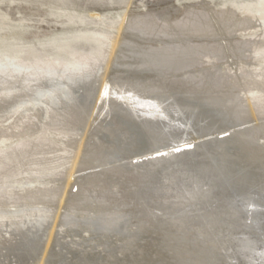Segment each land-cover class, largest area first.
Listing matches in <instances>:
<instances>
[{
  "label": "bare ground",
  "instance_id": "1",
  "mask_svg": "<svg viewBox=\"0 0 264 264\" xmlns=\"http://www.w3.org/2000/svg\"><path fill=\"white\" fill-rule=\"evenodd\" d=\"M73 1L45 10L69 27L36 39L0 12V264H70L37 231L77 217L125 236L74 264H264V0Z\"/></svg>",
  "mask_w": 264,
  "mask_h": 264
},
{
  "label": "rangeland",
  "instance_id": "2",
  "mask_svg": "<svg viewBox=\"0 0 264 264\" xmlns=\"http://www.w3.org/2000/svg\"><path fill=\"white\" fill-rule=\"evenodd\" d=\"M52 1L53 0H13V1L12 0H1L0 1V12L6 14L8 16V20L11 23L13 22L15 23L16 20L18 19H24L25 20L24 23L29 25L28 32L25 34L26 38L36 39L37 37L45 36L50 33L60 32L61 30L67 29L69 27L64 24L65 18L61 17V18L55 19L52 16L47 15L45 13V10L49 6H51ZM190 1L192 2L193 0H157V1L139 0V2L138 0H134L132 4H129L126 1L125 3L120 4V5L111 4L109 2L106 3L105 1H100V0H93V1L92 0H74L73 2H76L74 4L77 5V7L84 9L86 11H89V12L97 13V14H102V13L114 14L116 12H121L128 8L134 10L135 12H139V11H142V6H141L142 4L140 2H146L147 4L146 6L152 10L157 9L156 12L158 14H160V12L163 9V11H167L169 13H175V14L177 13L178 15L179 14L178 11H181L184 7H186L190 3ZM222 1L223 0H205L207 5L213 8L218 7ZM88 21L89 23L87 26H85V28L93 29L96 27L95 22L97 21L95 19H89ZM117 21H119L118 18H117ZM100 26L101 25H98L97 27H100ZM77 27L78 26H75L74 28H77ZM80 28H84V27H80ZM115 32H117V30H115ZM247 32L249 33L250 31H247ZM247 37L251 39L256 38L248 34H247ZM199 38L194 37V40L199 41L197 40ZM200 40H203V39L201 38ZM209 40H214V39H209ZM83 49L85 50L86 48H83ZM66 57L67 55L59 54L56 57L51 56L50 58H57L58 60H61L60 58H66ZM247 62L248 64L251 63L250 60H248ZM210 66L211 65L207 67H210ZM190 70H194V69H190ZM10 121L6 122L5 124L9 123ZM7 146L8 145L3 146V148H6ZM75 151H76V148L74 146L72 148V152H70V157L72 159L75 156ZM117 160L121 164H124V165L128 162V159L126 157H117ZM111 161L112 162L110 163H113V159H111ZM90 171H91L90 169H87V170H81L79 172H76L75 176L73 177L75 179L74 181L77 182V179L79 181L80 179L90 176L91 175ZM48 179H49V176H41V177H38L37 179H27V181H25L24 184H27V185L48 184ZM62 180L64 181V179H60L57 182H63ZM21 182H23V180ZM14 184L17 185V183H14ZM69 205L66 207L64 206L65 209L63 207L61 209V212H72V210L73 211L76 210L74 206L75 204L73 205L71 204L70 205L71 207H69ZM36 207L43 208L42 206H34V205L29 206V205H24V204L23 205L19 204L13 207L10 206L8 208H11L12 211H23V210H27L30 208L31 209L36 208ZM72 207L74 208L72 209ZM56 211H57V206H55V208L53 209L54 213ZM24 217H25L24 221L26 222L28 229L32 230L33 227H31V225L33 223L36 224L37 220H31L28 218L27 215H25ZM76 219L75 221L76 222L78 221L79 223H75L73 221V223L64 222L63 225H60L58 224L59 222H57L55 229H52V230L49 225L42 223L40 226L41 230L37 231V239L39 240L40 243H42L41 245H45L47 238H50V241H51V236H52L54 240L49 242L50 249L49 248L48 249L51 251L60 249V251L62 252L61 254L63 255L64 258H66L68 262H70V264L77 263L76 261L77 260L79 261L82 258L85 260H89L91 262L93 261L95 263L98 262L99 260L104 259L107 253L111 252L112 249H115L117 246H119L121 238L125 236L124 228L116 229L115 231L116 235H115L112 232L107 233V231L101 228L99 224L96 223L95 221H90V220L79 221L78 217ZM55 234H56V237L59 236L58 239H55ZM80 256H82V258ZM12 261L13 259H11L10 261L11 264H13Z\"/></svg>",
  "mask_w": 264,
  "mask_h": 264
},
{
  "label": "water",
  "instance_id": "3",
  "mask_svg": "<svg viewBox=\"0 0 264 264\" xmlns=\"http://www.w3.org/2000/svg\"><path fill=\"white\" fill-rule=\"evenodd\" d=\"M183 147V146H182ZM184 148V147H183Z\"/></svg>",
  "mask_w": 264,
  "mask_h": 264
}]
</instances>
